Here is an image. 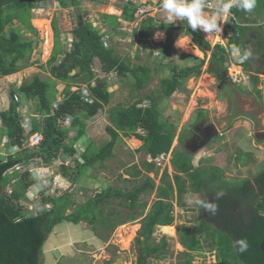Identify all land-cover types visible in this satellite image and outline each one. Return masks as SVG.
<instances>
[{
	"label": "rangeland",
	"instance_id": "374dc122",
	"mask_svg": "<svg viewBox=\"0 0 264 264\" xmlns=\"http://www.w3.org/2000/svg\"><path fill=\"white\" fill-rule=\"evenodd\" d=\"M125 1L103 0V4H99L91 0H83L79 8L71 3L64 6L60 0L38 4L33 10L34 16L31 21L33 27L38 31V36L15 21L14 27L22 28L25 39L35 42L31 55V63L34 65L13 76L0 78V113L9 109L12 90L19 89L23 83L30 82L37 76L44 81L52 80L55 83L58 94L54 104L65 99L66 90L74 91L75 87L78 88L80 83H70L68 86L66 83L54 79L51 74L49 61L55 50L57 32L64 46L71 50L74 39L72 32L80 23L82 25L89 23L96 29H100L102 33L107 32L110 28L104 24L102 16L106 14L122 17L118 10L122 11ZM130 1L138 7L146 8L148 14L141 16V18L138 17L133 22H125L121 19V25L117 32L111 33L107 39L108 45L104 46L107 49L115 48L117 56L128 62L131 68L135 66L151 68L153 70L151 79L143 89H139L136 79L131 75L121 77L117 71L107 74L103 70L101 62L96 60L93 70L98 78L107 81L108 89L113 93L111 102L93 119L86 121L87 134L85 139L80 142L81 145L76 146L79 151L74 156L63 155L64 151L62 150L59 152L61 156L49 166L44 164V160L40 156L35 159L33 167L29 168L30 173L32 172L29 179L33 184L26 193L28 199L26 207L30 209L31 212L28 211L29 213L40 212L46 207H52L51 204H43V197L50 195L58 197L64 194H70L76 206L79 207L87 203L96 193L105 189L133 192L135 188L141 187L147 178L153 180L155 189L141 195L140 201L142 204H147V207L139 215L137 221L130 219L134 210L129 206L128 201L114 198L110 200L107 205L109 210L119 213L123 222L126 223L124 226L114 227L111 235L108 229H112L113 226L104 224L103 227L90 224L92 228L88 225V221H83V224L64 221L49 235L40 256V264H108L109 262L115 263L119 257H123L126 264H140L141 250L160 245L164 238L167 239L169 246L163 249V253L150 257L146 264H186V261L191 258L194 264H223L219 258L216 238L198 236L202 243V249L199 251H189L181 245V239L188 232L198 235L197 227L203 219L211 215L210 212L204 210L198 201L206 202L209 200L210 202L215 192H220V189L226 187L227 183L224 179L230 182L232 187H237V190L241 189L244 183H248L254 190L257 189L255 180L260 171H264V134L257 136L258 133H264V73L260 76L258 86L254 85L253 87L249 73L250 68L246 64L240 63L243 61L241 60L242 50L240 52L238 46L236 47L235 41L231 42L234 33L231 34L227 23L223 24L220 37L199 30L201 36L211 45L209 52H204V49L196 45L192 37L187 35L186 32L189 27L184 22L172 24L171 27L175 29L176 41L171 47L172 54L164 56L162 46L168 40V35L165 32L159 30L152 37L141 35L142 23L147 18H152L155 26L165 27L169 25L159 10L161 0H151V2L149 0ZM112 9H116V13H113ZM244 17L248 21L249 28L247 35L237 44L243 47L247 39L249 42L253 38L254 41L258 39L264 44V15L253 10L252 13L244 12ZM56 27L58 31H56ZM46 29L50 30V38L46 37ZM159 33H163L162 39L156 38ZM182 39L190 41L182 45ZM47 41H51V43ZM217 45L224 46L229 54V60L225 63L226 70L218 65L214 58V50ZM197 52H200L201 55ZM190 57L205 61L201 67V75L192 76L185 80L181 79L183 81L182 89L171 98H163L162 95L159 97L161 108L164 110L162 118L171 124L176 133L169 154L153 159L143 147V141L137 139L134 134L127 138L123 131L118 130L120 140L113 150L112 156L105 162H98L95 166L88 168L75 184L61 174L64 165L69 169L76 168V162L73 161L72 157L78 159L80 163H84L82 154L87 148V143H93L100 149L113 140L108 128L117 129L112 121L114 110L131 107L137 102H141L139 107H151V102L146 97L151 95L158 97L162 82L173 79L176 74L173 70L174 65L179 69L193 66L195 61ZM81 88L89 89L86 85H81ZM37 103L36 99L28 101L27 113L21 111L23 113V126L27 133L32 128L31 117L38 120L44 119L37 110ZM200 116L208 117L207 119L217 127L220 136L217 137L216 135V139H214L215 137L211 139L212 143L202 147L201 151L203 152L195 157L194 163L198 165L202 159L200 169L203 170H209L210 167H214V169L221 167L220 175L223 174V176L220 179H215L214 184L208 188H203L200 194L196 193L194 187L188 183V192L180 198L174 181L177 177L185 180L186 176L174 167L172 159L178 152L187 153L185 132L189 122ZM67 125L70 126L69 123ZM137 134L144 136L147 135V132L138 130ZM75 135H77L75 131L66 134L68 144L74 141ZM30 146L27 143L25 148L34 147ZM13 152L17 153V151ZM182 156L186 159L185 155ZM3 159L4 157L0 156V161ZM146 162L154 165L153 172L145 167ZM22 169L21 167L17 171ZM211 173L212 175H204L206 182H211L214 178L220 177L219 174ZM53 174L59 176V180H57L59 187L54 189L52 185L55 182L50 178ZM165 174L169 175L175 188L174 194L169 199L174 205L175 222L173 225L167 226L166 230L156 227L153 238L146 242L144 237L140 235L142 222L151 212L154 203L158 201L159 188L166 187L163 180ZM13 180L9 185L10 187H7L5 191L9 196H12L14 192L15 180ZM61 180H65L64 183ZM1 194L2 189H0ZM179 200H183V202L179 203ZM251 208L252 203L249 202L242 209L249 212ZM92 210L94 216H98V219L101 220V204ZM74 211V208L70 209L68 215ZM138 213H141L140 209H138ZM76 225L78 228L75 227ZM72 227L75 229L74 231L71 230ZM212 227L218 228L215 223ZM213 233V235L218 236L216 231ZM129 235H132V240L130 244L126 245L123 241Z\"/></svg>",
	"mask_w": 264,
	"mask_h": 264
},
{
	"label": "trees",
	"instance_id": "16d2710c",
	"mask_svg": "<svg viewBox=\"0 0 264 264\" xmlns=\"http://www.w3.org/2000/svg\"><path fill=\"white\" fill-rule=\"evenodd\" d=\"M48 1L51 0H0V78L13 76L34 65L31 63V55L35 42L25 39L22 28H16L14 25L17 21L23 28L38 36V31L31 23L34 16L33 10L36 5ZM60 1L64 6L71 3L79 8L83 0ZM91 1L103 4V0ZM139 8L135 3L125 1L122 17L104 14L102 16L104 24L110 28L104 33L92 24L82 25L80 23L72 32L74 39L71 50L64 46L57 32L55 50L49 61L51 74L54 79L66 83L68 86L70 83H80L74 91H65V99L58 109H54L58 91L52 80L44 81L37 76L30 82L23 83L19 89L12 90L9 109L0 113V119L4 124L0 129L10 139L9 148H19L22 152L4 157L0 162V189H2L0 195V264H40V256L49 235L57 225L66 220L75 224L87 220L92 225L100 223L103 227L104 224H110L111 221H107L104 216L109 208L107 202L113 198L129 202V206L134 210L130 215L131 221H137L139 215L146 210L147 204H142L140 197L143 193L155 189V183L150 178H147L141 187L135 188L130 193L111 188L96 193L93 198L84 205L77 207L75 212L70 215H67V211L76 205L70 194L58 198L44 197L43 202L45 204L53 205L51 210H44L38 216L27 217L24 202L28 201L26 193L33 182L29 179L31 173L27 172L20 175L17 171L21 167L20 165L27 166L38 156L44 160L45 165L49 166L61 156L60 151L63 150V155L69 156H74L79 151L76 146L81 145L80 142L85 139L87 134L86 121L93 119L109 105L113 97V93L108 89L107 81L98 78L93 70L96 60L101 62L103 70L107 74L117 71L121 77L131 75L136 79L139 89H143L149 82L153 73L151 68L147 66L131 68L128 62L117 56L115 48L107 49L103 40L105 36L109 37L111 33L117 32L121 25V19L125 22L136 21V13ZM254 11L264 15V0H257V7ZM233 12L239 18L244 16V12L236 8L233 9ZM153 23L152 18L145 19L142 23L141 35L152 37L159 30L165 32L168 35V40L162 46V52L164 56L172 54L171 47L176 41L175 29L171 25L159 27ZM247 30V28L242 27L235 28L237 32H235L231 42L240 43L243 37L247 35ZM56 31H58L57 27ZM186 33L204 51L206 49L211 50V45L201 36L199 30L192 32L188 28ZM236 33H239V38L236 37ZM237 45L240 47L239 44ZM190 58L195 61L193 66L179 69L174 65L173 70L176 74L173 79L162 82L158 97L153 95L146 97L151 102V107H139L141 102H137L131 107L114 110L112 121L117 129L108 128L113 140L100 149L93 143H87V148L82 154L84 163H80L78 159L72 157L73 161L76 162V168L69 169L64 165L61 174L75 184L88 168L95 166L98 162H105L112 156V152L120 140L118 130L123 131L127 138L134 134L137 139L143 141V147L153 159L169 154L176 133L171 124L162 118L164 110L161 108L159 97L162 95L163 98H171L182 89L183 81L181 79L185 80L192 76L201 75V67L205 61ZM214 58L217 64L226 70L225 63L229 60V54L224 46H216ZM81 85L89 87L90 96L93 99L92 103L83 97ZM16 95H19L21 102L25 103L36 99L38 101L37 110L44 117L43 120L31 118L32 130L29 133L23 126V113L19 110L20 102L16 101ZM68 118H71L69 127L67 125ZM138 130L146 131L147 135L137 134ZM72 131H75L77 135H75L74 141L68 144L66 134ZM39 133L43 136V141L38 148H25V141L31 140L33 135ZM182 155L184 154L181 152L177 153L174 164L178 170L193 180L191 185L194 187V191L200 194L203 188L206 189L211 184V182H203L205 181L203 180L204 175H212V173L202 171L192 173L194 169L193 157L186 156L184 159ZM145 167L151 172L154 171V165L151 163L146 162ZM11 170L14 172L10 173ZM138 172L140 173L139 170ZM12 177L16 183L13 195L9 196L5 191L12 183ZM163 180L166 187L159 188L158 201L154 203L151 212L142 222L140 235L144 237L146 242L153 238L156 227L165 226L161 228L166 230L167 226H171L175 222L174 205L169 201L175 188L169 175L165 174ZM174 183L180 198L188 192L189 187L185 180L177 177ZM255 183L256 190L252 189L248 183H244L242 188L238 190L237 187L228 189L231 198L220 197L217 199V192H215L210 202L218 206L216 214L210 213L209 217L202 220L196 229L198 235L185 233L182 236L181 245L189 251H199L202 249V243L198 236L216 238L219 258L223 264H264V252L261 250V245L264 243V171H260ZM246 198L248 199L246 200ZM182 202L183 200H179V203ZM249 202L252 203V208L246 212L242 208ZM98 204L102 206L100 215L104 218L101 220L98 219V216H94L92 210ZM138 209L141 210V213H138ZM213 222L218 228L212 227ZM213 231H216L218 236L213 235ZM240 239H246L249 244L248 250L243 254L238 252V246L235 244V241ZM139 242L142 243V241ZM168 246L169 243L164 238L160 245L141 250L140 264H146L150 257L163 253V249ZM186 264H194L193 259H188Z\"/></svg>",
	"mask_w": 264,
	"mask_h": 264
},
{
	"label": "clouds",
	"instance_id": "9594fccd",
	"mask_svg": "<svg viewBox=\"0 0 264 264\" xmlns=\"http://www.w3.org/2000/svg\"><path fill=\"white\" fill-rule=\"evenodd\" d=\"M256 7H257V0H215V3H210L209 0H161L159 4V10L161 14L166 18L169 25H172L176 22H184L192 30V32L200 30L204 33L215 34L219 37L223 31V24L228 23L230 19L234 18V15L239 21H242L248 24V21L246 20L244 16L239 18L236 15V13L233 12L234 8L240 11H243L245 13H252ZM245 28L248 29L249 26ZM237 34L239 33H236V35ZM156 38L162 39L163 33L157 34ZM240 48L242 50V47ZM247 55L248 54L245 53V55L241 59L242 60L246 59ZM30 141L31 140L25 141L24 147L27 146V143L29 145ZM38 146L37 147L34 146V147L38 148ZM34 147H31V148L34 149ZM20 169L21 167L19 168V170ZM50 178L53 182L56 183L59 176L53 174ZM55 183H53L52 185L53 189L59 187L57 186L59 183H57V185H55ZM223 195H224L223 192H218L216 194V198L219 199ZM26 202L27 201L24 202V207L27 209V212L28 211L31 212L30 209L26 207L27 206ZM198 203L202 207H204L205 211L210 212L212 215L216 214L218 206L215 203L205 202V201H198ZM43 204L45 203L43 202ZM52 207H49V208L46 207L40 212L37 211V213H33V212L32 213L33 215L38 216V214H40L44 210H51ZM235 244L238 246L237 250L241 254L246 252L249 248V244L246 239L237 240L235 241Z\"/></svg>",
	"mask_w": 264,
	"mask_h": 264
},
{
	"label": "flooded vegetation",
	"instance_id": "af4514ba",
	"mask_svg": "<svg viewBox=\"0 0 264 264\" xmlns=\"http://www.w3.org/2000/svg\"><path fill=\"white\" fill-rule=\"evenodd\" d=\"M254 40L255 39L253 38V39L249 40V42H247L248 41V39H247V41H245V43H244V46L242 47V55L244 56L245 53L248 54L247 58L245 59V64L250 68L249 73H250V79H251V83H252L253 87H254V85L258 86L260 76L264 73V44L261 43L262 41L259 42L258 39L256 41H254ZM204 52H207V49ZM251 65H252L254 71L252 70ZM207 118L208 117H206V116H200V117H197L196 120L189 122V126L187 127V130L185 132V134H186L185 148L187 150V153H183V154L185 156H188V157H191V156L193 157L192 165H193L194 169H193L192 173L197 172V171H202V172H208V173L214 172V174L220 175V172H222L221 167L218 169H216V168L214 169V167H210L209 170L208 169L203 170V169H200L201 164L203 162L202 159H200V161L198 162V165H196L194 163L195 157L203 152L201 150L198 152H195V150L202 147L204 143H206L207 145L212 143V140L210 141V138H209L212 134H217V137L220 136L219 135L220 133H219L217 127L213 123H211L209 121V119H207ZM262 134H264V133H258L257 136L259 137ZM217 137H215L214 139H216ZM176 156H177V154H175V157L172 159V164L174 165L175 168H176V166L174 164V160L176 159ZM195 165L198 167H196ZM176 169H178V168H176ZM184 175L186 176V179H185L186 184L187 185H188V183L192 184L193 180H191V178H189L186 174H184ZM222 176H223V174L220 175L219 178H214L211 181V184H214L213 183L214 180L220 179ZM203 180H204V177H203ZM224 181L227 184H226V187L220 189V192L224 193V195L221 198H225V197L231 198V195L228 193V189H231L234 187H232L230 182H227V180L224 179ZM203 182H206V181H203ZM209 195H207V196H209ZM206 202H209V200H207ZM212 224L214 225V222ZM108 264H112V262H110Z\"/></svg>",
	"mask_w": 264,
	"mask_h": 264
},
{
	"label": "crops",
	"instance_id": "0c3cea01",
	"mask_svg": "<svg viewBox=\"0 0 264 264\" xmlns=\"http://www.w3.org/2000/svg\"><path fill=\"white\" fill-rule=\"evenodd\" d=\"M118 10V9H117ZM118 11H120V14H123V11H121V10H118ZM102 66V65H101ZM3 127V122H2V120L0 119V128H2ZM10 142V139H9V137L7 136V134L3 131V130H1L0 129V156L1 157H8V156H10V155H15V154H17V153H21L22 151L19 149V148H9V145H8V143ZM8 151V152H7ZM13 151H17V153H14ZM35 160H33L32 161V164H29V165H27V166H25V165H20L23 169L22 170H25V171H19V174L20 175H23V174H26L27 172H29L30 173V167H33V165H34V162ZM1 162V161H0ZM34 162V163H33ZM40 170V169H39ZM14 171V170H13ZM13 171H11L10 173H13ZM41 172H43L42 170H41ZM32 173V172H31ZM14 178H12V180H13ZM15 180V179H14ZM13 180V181H14ZM59 180V179H58ZM63 181H65V180H63ZM62 181V182H63ZM16 183V180H15V182H14V184ZM14 184H13V186H14ZM8 187H10V186H8ZM46 191H47V189H46ZM65 195V194H64ZM63 195H59L58 197H62ZM57 197V198H58ZM94 197V196H93ZM92 197V198H93ZM91 199V198H90ZM110 202V201H109ZM109 202H107V204L109 203ZM77 207H78V205L76 206V205H74L72 208H74L75 210L77 209ZM108 207V206H107ZM72 208H70V209H72ZM69 209V210H70ZM68 210V211H69ZM67 211V215H68V212ZM113 212V210H109V208L107 209V211H106V213H105V216L104 217H106V219H107V221L108 220H110L111 221V223L110 224H108V225H111V226H113V228L112 229H108V230H110V235L112 234V232H113V230L115 229L114 227H118V226H124V225H126V223L125 222H123V219H121V215L119 214V213H117V212H113V214H111V212ZM75 212V211H74ZM73 213V212H72ZM28 215H30V216H33V213H29V212H27V217H28ZM35 216V215H34ZM104 217H102L101 219H103ZM83 221H86L87 222V220H83ZM83 221H81L80 223L81 224H83ZM89 222V221H88ZM71 223H73V222H71ZM62 224V223H61ZM80 224V225H81ZM60 225V224H59ZM59 225H57L55 228H54V230L59 226ZM88 225L89 226H91L90 225V222L88 223ZM93 225H96V226H98V225H100V223L98 224V223H95V224H93ZM78 225H76L75 227L76 228H78L77 227ZM101 226V225H100ZM92 227V226H91ZM158 227H165V226H158ZM93 228V227H92ZM54 230H53V232H54ZM72 231H74L75 229L72 227V229H71ZM108 230H105V231H108ZM52 232V233H53ZM88 240H89V238H88ZM48 241V240H47ZM45 245H46V243H45ZM45 245H44V247H45ZM44 247H43V249H44Z\"/></svg>",
	"mask_w": 264,
	"mask_h": 264
},
{
	"label": "built area",
	"instance_id": "2783aa9c",
	"mask_svg": "<svg viewBox=\"0 0 264 264\" xmlns=\"http://www.w3.org/2000/svg\"><path fill=\"white\" fill-rule=\"evenodd\" d=\"M130 0H128L127 2H129ZM210 3H215V1H209ZM148 14V11H147V9L146 8H143V7H140L139 9H138V11H137V13H136V17L138 18V17H140L141 18V16H145V15H147ZM227 26L229 27V29H230V31H231V34L232 33H235V32H237V31H235L234 29L235 28H237V27H242V28H245V27H248L249 25L248 24H246V23H244V22H242V21H239L237 18H236V16L234 15V18H232V19H230L229 20V22L227 23ZM238 30V29H237ZM237 36V38H239L240 37V35L239 34H237L236 35ZM109 37H107L106 39L104 38L103 40H104V45H108V43H107V39H108ZM238 45L236 44V47H237ZM238 49L240 50V52H241V48L238 46ZM243 57V56H242ZM242 60V59H241ZM241 64H245V59H243V61H241L240 62ZM85 91H87V94H85ZM82 94H83V97L88 101V102H90V103H92L93 102V100H92V98H91V96H90V92H89V89H87V90H85V89H82ZM92 100V101H91ZM16 101L17 102H20V108H19V110L20 111H22V112H25L26 111V113H27V110H28V103H25V102H21V97L19 96V95H16ZM62 103V101L61 102H58V103H55L54 104V109H58V107H59V105ZM31 121V120H30ZM67 121L70 123L71 122V118H68L67 119ZM31 125H32V122H31ZM31 130H32V128H31ZM30 130V131H31ZM42 140H43V138H42V136L41 135H39V134H36V135H34L33 136V139L31 140V143L29 144V145H31V146H38V145H40V143L42 142ZM26 146V145H25ZM55 185H57V182L55 183Z\"/></svg>",
	"mask_w": 264,
	"mask_h": 264
},
{
	"label": "bare ground",
	"instance_id": "6f19581e",
	"mask_svg": "<svg viewBox=\"0 0 264 264\" xmlns=\"http://www.w3.org/2000/svg\"><path fill=\"white\" fill-rule=\"evenodd\" d=\"M116 10V9H115ZM115 10L114 9H112V12L113 13H116L115 12ZM48 25V24H47ZM47 31L45 32L46 33V37H48V38H50L51 37V33H50V30L49 29H46ZM163 37H164V35H163ZM190 40H188V39H182V42H181V44L183 45V43H185V42H189ZM47 42H49V41H47ZM49 43H51V41L49 42ZM192 44V43H191ZM185 45V44H184ZM50 46V45H49ZM185 47V46H184ZM48 49V48H47ZM197 54H199V55H201L200 54V52H197ZM238 72H239V70H238ZM133 232V231H132ZM132 234H134V233H132ZM131 240H132V235H129V236H127V238H125V241H123V243L124 244H126V245H128V244H130L131 243Z\"/></svg>",
	"mask_w": 264,
	"mask_h": 264
},
{
	"label": "water",
	"instance_id": "95a60500",
	"mask_svg": "<svg viewBox=\"0 0 264 264\" xmlns=\"http://www.w3.org/2000/svg\"><path fill=\"white\" fill-rule=\"evenodd\" d=\"M248 37H250V36H248ZM251 39V38H250ZM210 50H207V52H209ZM251 67H252V65H251ZM252 70H253V67H252ZM254 71V70H253ZM4 125V124H3ZM216 131V130H215ZM217 134H212L209 138H210V140L213 138V137H215ZM206 146V143H204L203 144V146L202 147H205ZM202 147H200V148H198V149H196L195 150V152H198V151H200L201 149H202ZM261 250L264 252V243L261 245ZM112 264H126V261H125V259L123 258V257H119L118 259H117V261L115 262V263H112Z\"/></svg>",
	"mask_w": 264,
	"mask_h": 264
}]
</instances>
